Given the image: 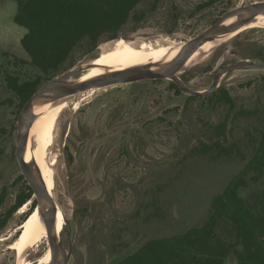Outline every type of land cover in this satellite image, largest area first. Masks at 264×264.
Segmentation results:
<instances>
[{"label":"rangeland","instance_id":"rangeland-1","mask_svg":"<svg viewBox=\"0 0 264 264\" xmlns=\"http://www.w3.org/2000/svg\"><path fill=\"white\" fill-rule=\"evenodd\" d=\"M255 1L264 0H221L207 6H203L207 0H162L163 17L136 36L139 41L184 43L224 12ZM16 11L17 2L0 0V217L27 181L18 179L22 175L16 156L20 101L5 78L41 75L21 44L26 29L15 23ZM165 25L175 29L173 36L161 34ZM127 34L122 30L93 50L81 44L65 70L97 57ZM227 51L229 61L264 58V27L248 29L203 52L179 76L192 89H207L217 61ZM173 82L142 80L66 99L47 160L54 163V199L75 235L68 264H109L150 239L202 223L228 179L252 157L264 122V70H235L223 77L221 87L234 105L219 100L220 92L191 98ZM262 190L264 177L250 182L242 194L251 200ZM20 209L0 227V264H19L18 252L10 244L29 213L21 214ZM49 250L45 234L28 247L23 260L37 264Z\"/></svg>","mask_w":264,"mask_h":264},{"label":"trees","instance_id":"trees-1","mask_svg":"<svg viewBox=\"0 0 264 264\" xmlns=\"http://www.w3.org/2000/svg\"><path fill=\"white\" fill-rule=\"evenodd\" d=\"M14 21L26 29L21 44L30 63L41 72L21 80L6 75V85L20 101V108L46 81L65 70L74 51L83 43L89 50L114 39L131 11L142 0H13ZM217 0H207L203 6ZM173 84L178 90L175 82ZM195 98V96H190ZM219 100L234 105L224 91ZM264 177V122L252 157L214 198L209 216L184 231L153 238L137 250L109 264H264V190L251 200L242 190ZM19 180H25L23 175ZM26 182L15 203L0 217V227L33 196ZM6 194L7 187L4 188ZM36 200L31 210L36 206Z\"/></svg>","mask_w":264,"mask_h":264},{"label":"water","instance_id":"water-1","mask_svg":"<svg viewBox=\"0 0 264 264\" xmlns=\"http://www.w3.org/2000/svg\"><path fill=\"white\" fill-rule=\"evenodd\" d=\"M264 14V1H255L248 5L224 12L211 26L197 36L181 43L171 59L149 63L124 69L104 68L103 73L86 78L92 65L89 63L96 57L83 61L46 81L22 107L17 124L16 156L22 175L33 189L41 218L45 224L50 242L51 258L47 264H68L72 254L75 235L70 232L64 215L63 225L58 231V213L62 209L50 194L38 167L27 161L26 154L30 129L37 119V111L44 106H52L61 101L90 89L105 88L124 83H133L149 79H169L176 83L179 89L189 96L206 97L215 92L219 82L229 72L235 70L260 71L264 70V61H237L229 64L216 75L212 85L205 90H196L187 86L179 73L185 71L189 59L201 46L209 41H218L228 37L240 28ZM164 37H171L164 34ZM125 40H130L124 37ZM32 198L29 200L31 201ZM28 202V201H27ZM26 202V203H27ZM32 211V210H31Z\"/></svg>","mask_w":264,"mask_h":264},{"label":"bare ground","instance_id":"bare-ground-1","mask_svg":"<svg viewBox=\"0 0 264 264\" xmlns=\"http://www.w3.org/2000/svg\"><path fill=\"white\" fill-rule=\"evenodd\" d=\"M255 25L264 27V14L258 15L253 22L245 25L240 29L243 30L244 28ZM240 29L239 31H241ZM234 33L221 40L214 42L209 41L205 43L197 52L193 54V56L187 62L186 66L192 65L196 60H198V58H200L203 52H209L217 44L229 38ZM130 42L131 40L118 38L111 48H108L107 50L103 51V53H100L95 60L89 63L90 65H92V68L89 70L86 78L103 73L104 68L124 69L149 63H156L164 59H171L172 57H174L173 52L179 46V43L177 44L175 43V41L171 40H166L165 43H153L149 41H143L141 43ZM93 90L95 89H90V91ZM67 105L68 101L65 99L60 103L54 104L52 106L46 105L37 111V113L39 114L30 129L29 142L26 154L27 161L32 162V164L34 162V164L38 167L43 177V180L47 186V189L53 197L54 186L52 179L54 175V163L51 164L48 162L47 155L49 154L48 150L54 141L57 120L62 111L67 107ZM32 203L33 200L24 204L20 213L26 212ZM32 211H29V214L31 212L32 213L24 222V224L17 230V232L19 231V235L13 244V248L15 250L22 251L18 255L19 262L21 260L20 256L23 255L25 252L23 250H25L32 244L38 242L40 238L44 236L43 233L48 234L47 228L41 218L39 207L33 208ZM63 219L64 212L60 210L58 213V231H60L62 228ZM50 258L51 250H49L48 253H45L44 255L39 257L37 264H47ZM21 264L32 263L29 260L22 259Z\"/></svg>","mask_w":264,"mask_h":264},{"label":"flooded vegetation","instance_id":"flooded-vegetation-1","mask_svg":"<svg viewBox=\"0 0 264 264\" xmlns=\"http://www.w3.org/2000/svg\"><path fill=\"white\" fill-rule=\"evenodd\" d=\"M219 1H221V0H217L216 2H219ZM216 2H213V3H211L210 5H212V4H214V3H216ZM161 4H162V0H142V2H140L132 11H131V13L129 14V17L127 18V20H126V22H125V24H124V26H123V28H122V30H124V31H126L128 34L127 35H124V37H127V38H130V40H131V42L130 43H141V42H143V41H139V39H138V37L136 36V34L140 31V29H142V28H146V27H148V24L150 23V22H152L153 20H155V19H158L160 16L161 17H163V12H161ZM160 17V18H161ZM168 18V17H167ZM217 20V19H216ZM215 20V21H216ZM170 21H171V19L169 20V19H167V22H169L170 23ZM214 21V22H215ZM213 22V23H214ZM212 23V24H213ZM211 24V25H212ZM210 25V26H211ZM257 27H261V26H259V25H255V26H250V27H247V28H244L243 30H241V31H237V32H235L232 36H230L229 38H227V39H225V40H223L222 42H224V41H226V40H228V39H231V38H233V37H235V36H237V35H239L240 33H242V32H244V31H246V30H248V29H253V28H257ZM121 30V31H122ZM120 31V32H121ZM161 34H169V35H171V36H173L174 34H175V29L172 27V25H165V30L161 33ZM115 39V38H114ZM142 39V38H141ZM146 39H148V38H146ZM154 40V42L153 43H157L158 42V40L157 39H153ZM166 40H170V39H166ZM165 40V41H166ZM171 41H173V40H171ZM149 42H151V41H149ZM222 42H220L219 44H217L215 47H217V46H219ZM178 44V43H177ZM181 43H179V45H180ZM214 47V48H215ZM176 51H177V49L173 52L174 53V55H175V53H176ZM229 53H230V51H227V52H223L222 53V55L220 56V58H219V60L217 61V64H216V69H215V74H214V77H213V79H212V82L208 85V88L212 85V83H213V81H214V79H215V77H216V75L218 74V72L219 71H221L223 68H225L226 66H228L229 64H231V63H234V62H237V61H244V62H256V61H264V58H254V59H251V58H241V59H238V60H233V61H229L228 59H229ZM232 72V71H231ZM230 73V72H229ZM229 73H227L226 75H228ZM225 75V76H226ZM184 77H188V75H184ZM223 79V78H222ZM194 80H196V79H194ZM191 88V87H190ZM218 92H220V94H222L223 92H224V88L223 87H221V81L219 82V84H218V86H217V88H216V90H215V92L214 93H212L211 95H209V96H212V95H215V94H217ZM209 96H206V97H209ZM202 98H204V97H202ZM53 186H54V184H53ZM29 202V201H28ZM33 203H34V201H33ZM32 203V204H33ZM26 204V203H25ZM24 206V205H23ZM22 206V207H23ZM22 207H21V209H22ZM20 209V208H19ZM18 209V210H19ZM21 209H20V211H21ZM19 211V212H20ZM34 211V210H33ZM32 211V212H33ZM27 212H29V209H27V211L26 212H23V213H21V214H25V213H27ZM31 212V213H32ZM15 213V212H14ZM30 213V214H31ZM29 214V213H28ZM26 215V217L28 218L29 216H30V214L29 215ZM26 219V218H25ZM24 219V220H25ZM27 220V219H26ZM25 220V221H26ZM20 228V227H19ZM18 228V229H19ZM18 229H16V232H17V230ZM44 234V236L43 237H45V234H47V233H43ZM18 235H19V231L17 232V236H16V238L18 237ZM16 240V239H15ZM15 240L12 242V244H10V246L13 248V244H14V242H15ZM10 247V248H11ZM32 247H34V246H32ZM11 248V249H12ZM14 249V248H13ZM27 249L28 248H26L25 250H23V251H25L24 252V254L23 255H21L20 256V262H19V264H21V261H22V257L25 255V253H26V251H27ZM17 251V250H16ZM18 252V255L22 252V251H17ZM48 253V252H47Z\"/></svg>","mask_w":264,"mask_h":264}]
</instances>
